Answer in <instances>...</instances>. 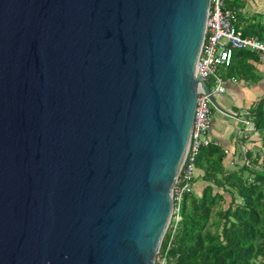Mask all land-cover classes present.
Instances as JSON below:
<instances>
[{"label":"water","instance_id":"95a60500","mask_svg":"<svg viewBox=\"0 0 264 264\" xmlns=\"http://www.w3.org/2000/svg\"><path fill=\"white\" fill-rule=\"evenodd\" d=\"M211 0H0V264H155Z\"/></svg>","mask_w":264,"mask_h":264},{"label":"trees","instance_id":"16d2710c","mask_svg":"<svg viewBox=\"0 0 264 264\" xmlns=\"http://www.w3.org/2000/svg\"><path fill=\"white\" fill-rule=\"evenodd\" d=\"M225 2L236 12V25L241 29L239 18L244 1ZM249 26L241 29L245 35L264 38V24ZM258 58L255 51L236 50L231 65L220 67V72L224 78L257 82L251 62ZM250 117L263 131L264 98L251 108ZM224 157L225 151L217 144L201 149L196 167L203 170L202 179L207 185L201 194L184 196L176 228L174 219L171 221L161 245L162 252L171 243L170 264H264V165L260 168L251 163L252 154L248 152L251 164L229 170Z\"/></svg>","mask_w":264,"mask_h":264},{"label":"built area","instance_id":"2783aa9c","mask_svg":"<svg viewBox=\"0 0 264 264\" xmlns=\"http://www.w3.org/2000/svg\"><path fill=\"white\" fill-rule=\"evenodd\" d=\"M236 12L226 6L225 0H211L207 19L206 37L198 59L197 71L210 87L211 93L217 96L226 92L225 78L220 67H228L233 61L236 50L247 49L264 57V38L245 35L236 25ZM213 103L210 94L199 84L197 107L188 150L173 187V214L176 228L180 220V210L186 194L197 193L195 186L196 159L203 147L219 144L211 135ZM171 220V221H172ZM171 225V223H170ZM168 248L158 251L155 264H170Z\"/></svg>","mask_w":264,"mask_h":264},{"label":"crops","instance_id":"0c3cea01","mask_svg":"<svg viewBox=\"0 0 264 264\" xmlns=\"http://www.w3.org/2000/svg\"><path fill=\"white\" fill-rule=\"evenodd\" d=\"M239 18L240 28L251 23L264 24V0H243ZM241 28V29H242ZM257 36V35H255ZM255 66L256 82H247L237 78H225L226 92L218 94L220 115L212 120L211 135L225 151L224 165L227 169H236L244 164L255 162L258 167L264 165V130L260 131L250 117L251 108L264 98V57L251 62ZM248 152L252 154L251 163ZM203 170H196V191L201 194L207 182L202 179ZM228 201L230 197L227 195ZM229 202L225 203L228 207Z\"/></svg>","mask_w":264,"mask_h":264},{"label":"rangeland","instance_id":"374dc122","mask_svg":"<svg viewBox=\"0 0 264 264\" xmlns=\"http://www.w3.org/2000/svg\"><path fill=\"white\" fill-rule=\"evenodd\" d=\"M222 68H223V67H222ZM222 68H221V69H222ZM217 99L220 100V97H217ZM212 109H213L212 117H213V118H217V117H215V116H216V115H220V109H218V108L215 107V106H213Z\"/></svg>","mask_w":264,"mask_h":264}]
</instances>
